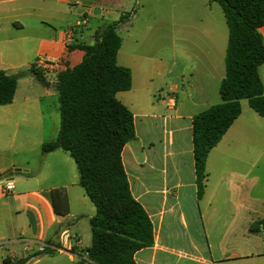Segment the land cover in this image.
<instances>
[{"label":"crops","instance_id":"crops-1","mask_svg":"<svg viewBox=\"0 0 264 264\" xmlns=\"http://www.w3.org/2000/svg\"><path fill=\"white\" fill-rule=\"evenodd\" d=\"M214 4L202 0L197 26L189 27L188 41L205 39L210 51L183 55V94L169 79L161 94L159 77L171 74L167 62L152 56L133 67L118 54V63L132 72L125 105L136 128L122 160L132 195L154 230L153 244L135 254V264H264V232L251 231L264 218V118L248 102L242 101V114L210 152L205 191L198 195L193 119L222 102L226 76L229 28L223 10V20L213 14ZM125 7L122 0H0V55H33L0 64L8 75H20L13 103L0 107V264L35 255L32 264L87 260L96 207L70 154L42 150L57 139L61 116L57 89L52 92L57 72L38 61L65 59L77 66L85 52L69 46L93 44L106 25L131 24L130 12L118 10ZM259 31L264 39V26ZM34 65L50 86L30 73ZM22 82L27 93L20 92ZM10 182L14 189L6 193Z\"/></svg>","mask_w":264,"mask_h":264},{"label":"trees","instance_id":"trees-1","mask_svg":"<svg viewBox=\"0 0 264 264\" xmlns=\"http://www.w3.org/2000/svg\"><path fill=\"white\" fill-rule=\"evenodd\" d=\"M222 8L229 28L226 76L220 86L222 102L193 119V143L198 195L205 191L207 160L247 101L264 118V0H210ZM119 23L95 32L94 43H75L70 51L85 52L80 64L56 75L61 125L57 139L43 145V152L64 150L76 162L80 185L96 207L90 220L92 244L84 264H135V254L153 244V225L134 198L122 153L136 139L134 115L118 98L132 88V72L118 63L123 40ZM30 73L45 80L34 65ZM20 75L0 70V107L13 103ZM258 227L264 232V218ZM43 255L40 253V256ZM37 255L4 264H27Z\"/></svg>","mask_w":264,"mask_h":264},{"label":"rangeland","instance_id":"rangeland-1","mask_svg":"<svg viewBox=\"0 0 264 264\" xmlns=\"http://www.w3.org/2000/svg\"><path fill=\"white\" fill-rule=\"evenodd\" d=\"M122 3L126 9L118 10L130 12L131 24L125 23L118 29L123 40L120 62L135 67L142 65L145 58L152 56L167 62L171 74L166 79L163 74L159 77L164 80V93L161 94H166L170 86L167 79L178 84L179 94H183L182 91L187 85L186 77L183 78L186 76V58L183 55H207L210 51V43L205 39L202 38L204 41L201 39L198 44H194L188 41L187 36L189 27L195 30L193 26H197L202 0H122ZM213 14L219 15L223 20V12L218 4H214ZM86 40L93 42L89 38ZM20 57L22 62L23 57L29 60L33 55H0V64L17 63L16 60ZM261 74L264 79V68L261 69ZM27 84H20L21 93H27ZM53 91H56L55 86ZM129 95L127 92H121L118 98L125 104ZM213 163H216V160H213Z\"/></svg>","mask_w":264,"mask_h":264},{"label":"built area","instance_id":"built-area-1","mask_svg":"<svg viewBox=\"0 0 264 264\" xmlns=\"http://www.w3.org/2000/svg\"><path fill=\"white\" fill-rule=\"evenodd\" d=\"M39 66L43 67L45 70H49V71H53V72H60L62 71L64 68H66V63L67 61L65 59H61L55 62H51V61H46V60H39L38 61ZM14 189V185L12 182L8 183L5 187V192L9 193L11 191H13ZM45 250V248H41V252H43Z\"/></svg>","mask_w":264,"mask_h":264},{"label":"water","instance_id":"water-1","mask_svg":"<svg viewBox=\"0 0 264 264\" xmlns=\"http://www.w3.org/2000/svg\"><path fill=\"white\" fill-rule=\"evenodd\" d=\"M38 81H39L42 85H45L46 87L50 86V83L47 82L46 80L38 79Z\"/></svg>","mask_w":264,"mask_h":264}]
</instances>
